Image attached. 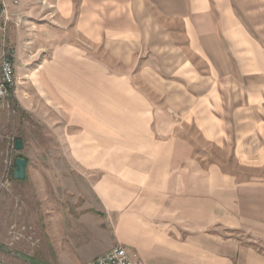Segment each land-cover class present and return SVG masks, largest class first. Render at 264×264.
I'll list each match as a JSON object with an SVG mask.
<instances>
[{"label": "crops", "instance_id": "1", "mask_svg": "<svg viewBox=\"0 0 264 264\" xmlns=\"http://www.w3.org/2000/svg\"><path fill=\"white\" fill-rule=\"evenodd\" d=\"M59 1L58 34L75 46L59 42L43 68L59 111L75 120L73 156L55 189L44 180L52 170L40 168L55 161L37 158L10 196L0 193V225L11 202L12 218L33 223L42 241L19 260L86 264L122 242L142 264H264V0H104L103 18L101 0ZM85 41L92 54L102 44L123 73L94 54L85 61ZM101 125L141 139L101 153Z\"/></svg>", "mask_w": 264, "mask_h": 264}, {"label": "rangeland", "instance_id": "2", "mask_svg": "<svg viewBox=\"0 0 264 264\" xmlns=\"http://www.w3.org/2000/svg\"><path fill=\"white\" fill-rule=\"evenodd\" d=\"M14 1H12L13 4L19 6L21 12L14 14L10 10L12 18L8 24L6 33H2L1 50L13 48L17 56L18 47L12 43L10 38V30L13 26L14 30H17L16 32L21 31L23 33L24 58H21L16 64V80L11 96L5 100L0 99V193L3 192L6 196H10L12 189H15V181H18L14 178V170L16 168V158L19 156H24V158L31 160L37 158L53 159L55 161L53 163L54 165L40 166V168L52 170L53 173V176L45 174L44 180L47 183L48 189H55V185H62V176L70 168L66 165L67 162L64 159L73 156V151L68 146V143L75 139L73 137L75 134L74 124H70L71 121L75 120L64 115V112L61 113L59 111L58 105L52 96L58 94V90L52 84V77L43 68L44 64L46 65L55 61L58 51L64 48L59 45V42L72 44L67 46L68 49H73L75 46L76 39L74 36L65 37L64 31L62 32V37L58 34L60 20L63 16L61 14L62 7L60 1L18 0V4H15ZM6 2L10 9L9 0H6ZM107 7V1L101 0V18L107 15ZM260 9L263 8L261 7ZM71 24L69 23V26L71 28L74 27L72 21ZM85 42L87 43H84L83 46V57L85 61H90L94 54V56H98L100 62L105 65L110 64L114 67H120L121 69L116 70V72L123 73L122 64L110 56L102 44L96 47L92 54L91 42ZM103 73V77L102 75L101 77L106 78L107 69ZM84 87L87 90V86ZM87 92L84 91V95ZM105 98V92L101 91V120L107 119L106 115L108 114ZM110 129L102 125L100 127L98 139L101 153L106 154L108 152L105 148L108 147L109 143H114L118 147H124L141 139V135H133L125 132V128L118 125ZM109 130L112 132H109ZM152 136L154 139L156 138V135ZM157 136L159 137L160 135ZM91 137L92 135H89L90 141ZM86 138L87 136H85L84 141H87ZM164 138H166V135H164ZM17 140L23 141V148L21 150L15 149ZM88 152L90 151L84 150L85 154ZM115 152L118 153L117 157H119V154L123 151L119 149L115 150ZM105 154H101V157L106 158L107 155ZM7 180L9 181L8 187L4 185ZM58 188L60 189L62 187L58 186ZM16 189H19V187L16 186ZM20 199L23 200L22 198ZM14 200L16 201L17 198ZM10 204L11 202H8L4 206L5 211L10 214L5 219V225H0V257H7L9 262L18 261L19 264H26L27 262L20 261L18 256L21 254H26L29 257L36 256L42 241L33 223L12 218L11 212L13 210ZM16 211L19 210L16 209ZM122 211V209L114 211L117 232L119 230L118 225H122L123 223ZM106 215L107 213H102V217L104 216L105 219H107ZM110 222L112 223L111 218ZM14 225L18 227H29L32 237L31 240H28L27 236L15 240L11 233ZM119 244L124 243L121 242ZM37 264L43 263L38 262Z\"/></svg>", "mask_w": 264, "mask_h": 264}, {"label": "built area", "instance_id": "3", "mask_svg": "<svg viewBox=\"0 0 264 264\" xmlns=\"http://www.w3.org/2000/svg\"><path fill=\"white\" fill-rule=\"evenodd\" d=\"M15 4L19 1L15 0ZM12 15L7 5L6 0H0V31L6 33L9 22L11 21ZM20 23V19H19ZM14 49H4L0 53V99L5 100L11 96L14 88V63L13 55ZM4 185L8 187L9 181L7 180ZM17 227V228H16ZM13 238L20 239L21 237L27 236L28 240H31V231L27 226L17 225L13 226L12 232ZM86 264H142L141 261L134 258L128 247L124 244H118L110 251L102 254L96 260L90 261Z\"/></svg>", "mask_w": 264, "mask_h": 264}, {"label": "water", "instance_id": "4", "mask_svg": "<svg viewBox=\"0 0 264 264\" xmlns=\"http://www.w3.org/2000/svg\"><path fill=\"white\" fill-rule=\"evenodd\" d=\"M23 148V141L17 140L15 143V149L21 150ZM27 159L24 157L16 158V168L14 170V178L17 180H23L26 177Z\"/></svg>", "mask_w": 264, "mask_h": 264}, {"label": "bare ground", "instance_id": "5", "mask_svg": "<svg viewBox=\"0 0 264 264\" xmlns=\"http://www.w3.org/2000/svg\"><path fill=\"white\" fill-rule=\"evenodd\" d=\"M14 84H15V76H14Z\"/></svg>", "mask_w": 264, "mask_h": 264}, {"label": "trees", "instance_id": "6", "mask_svg": "<svg viewBox=\"0 0 264 264\" xmlns=\"http://www.w3.org/2000/svg\"><path fill=\"white\" fill-rule=\"evenodd\" d=\"M24 157V156H23ZM28 160V159H27Z\"/></svg>", "mask_w": 264, "mask_h": 264}]
</instances>
